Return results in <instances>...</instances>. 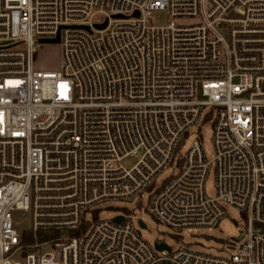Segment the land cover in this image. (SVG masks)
<instances>
[{
    "label": "built area",
    "instance_id": "2783aa9c",
    "mask_svg": "<svg viewBox=\"0 0 264 264\" xmlns=\"http://www.w3.org/2000/svg\"><path fill=\"white\" fill-rule=\"evenodd\" d=\"M154 11L197 22L152 25ZM58 32L60 69H34ZM202 120L213 158L199 137L176 158ZM146 190L174 232L213 229L230 206L244 237L220 256L150 244L133 214L98 219ZM0 264H264V0H0Z\"/></svg>",
    "mask_w": 264,
    "mask_h": 264
},
{
    "label": "rangeland",
    "instance_id": "374dc122",
    "mask_svg": "<svg viewBox=\"0 0 264 264\" xmlns=\"http://www.w3.org/2000/svg\"><path fill=\"white\" fill-rule=\"evenodd\" d=\"M98 16L97 18H100ZM170 20H174L179 25H190L197 22L194 18H172L166 12L154 11L151 13L149 23L152 25H163ZM33 68L43 71H56L60 69L61 65V50L58 44H36L32 54ZM199 137L202 142L208 160L214 156V149L212 143V124L207 120H202L198 126H194L180 142V146L176 150L175 157L183 156L190 143ZM135 157L125 158L122 163L126 167H130L136 162ZM172 167L167 168L156 177L155 186L160 187L172 175ZM206 194L214 196V165L211 166L205 182ZM149 201L148 190L144 191L142 195L137 196L134 200L126 201H107L100 204L98 207V219L113 218L117 214H133L141 218L146 228L140 229V233L144 236L146 241L154 244L155 241H163L171 248L175 249L177 245H187L189 248L212 255H225L228 251L225 250L228 246V241L238 242L244 237L246 231V218L243 213L237 209L226 206V216L223 217L217 227L213 229L208 228H194L191 231L174 232L167 227L155 221L148 210L146 209ZM14 220L17 223L19 231L28 232L29 218L25 213H15ZM72 235V234H71ZM51 250L48 246L41 248V252Z\"/></svg>",
    "mask_w": 264,
    "mask_h": 264
},
{
    "label": "water",
    "instance_id": "95a60500",
    "mask_svg": "<svg viewBox=\"0 0 264 264\" xmlns=\"http://www.w3.org/2000/svg\"><path fill=\"white\" fill-rule=\"evenodd\" d=\"M138 13L135 12V16H137ZM115 17H122V16H115ZM106 25V22H104L103 24H100V25H96L95 27L98 28V29H102L104 28ZM71 27H77V28H82V29H86V30H89V28L87 26H71ZM59 42V32L57 33V36L56 38H53V39H40L39 40V43L40 44H57ZM116 221H121L122 220V216H118L115 218ZM139 224L142 228H145V224L141 221H139ZM155 248L158 249V250H168L169 251V247L165 244V243H155Z\"/></svg>",
    "mask_w": 264,
    "mask_h": 264
}]
</instances>
